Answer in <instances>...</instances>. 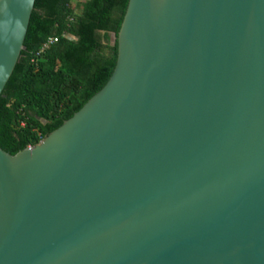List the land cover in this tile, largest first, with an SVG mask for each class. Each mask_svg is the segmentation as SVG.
I'll return each mask as SVG.
<instances>
[{"label":"water","instance_id":"obj_1","mask_svg":"<svg viewBox=\"0 0 264 264\" xmlns=\"http://www.w3.org/2000/svg\"><path fill=\"white\" fill-rule=\"evenodd\" d=\"M36 0H0V96ZM107 83L0 147V264H264V0H129Z\"/></svg>","mask_w":264,"mask_h":264},{"label":"trees","instance_id":"obj_2","mask_svg":"<svg viewBox=\"0 0 264 264\" xmlns=\"http://www.w3.org/2000/svg\"><path fill=\"white\" fill-rule=\"evenodd\" d=\"M129 0H36L25 48L0 96V147L15 154L73 116L109 80ZM58 40L39 55L50 37Z\"/></svg>","mask_w":264,"mask_h":264},{"label":"built area","instance_id":"obj_3","mask_svg":"<svg viewBox=\"0 0 264 264\" xmlns=\"http://www.w3.org/2000/svg\"><path fill=\"white\" fill-rule=\"evenodd\" d=\"M58 40V37H50L42 46L41 50L37 53L39 55L41 52H43L45 49L49 48L53 43H55Z\"/></svg>","mask_w":264,"mask_h":264}]
</instances>
